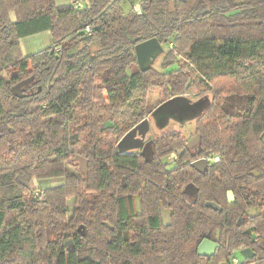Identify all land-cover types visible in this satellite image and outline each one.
<instances>
[{
  "label": "trees",
  "instance_id": "1",
  "mask_svg": "<svg viewBox=\"0 0 264 264\" xmlns=\"http://www.w3.org/2000/svg\"><path fill=\"white\" fill-rule=\"evenodd\" d=\"M123 1L0 0V264H264V0H133L140 11L127 12ZM43 31L51 44L24 55L20 39ZM152 37L174 45L165 69L176 52L186 62L142 71L135 45ZM153 88L158 104L210 96L198 143L171 129L148 156L119 153L157 106ZM53 177L65 181L31 187ZM205 238L219 243L211 257L197 252Z\"/></svg>",
  "mask_w": 264,
  "mask_h": 264
},
{
  "label": "water",
  "instance_id": "2",
  "mask_svg": "<svg viewBox=\"0 0 264 264\" xmlns=\"http://www.w3.org/2000/svg\"><path fill=\"white\" fill-rule=\"evenodd\" d=\"M163 44L157 37H152L143 40L135 45V53L138 65L142 71H146L151 68V64L163 52ZM26 83V82H25ZM20 83L13 87L15 94H20ZM211 106V98L209 95L193 98L188 94L176 95L166 99L157 105L151 113L142 119L140 122L130 128L123 137L117 143V150L119 153H127L137 149H141L144 145L147 133L150 130L151 120L160 122L162 125H167L172 119H178L182 123L187 121H197ZM199 140V135H196L192 143ZM150 142H147L144 146V150H147ZM83 171L87 169L88 160L85 157L78 156ZM192 165L200 170H203L207 165V159L200 158L192 162ZM18 179L25 185L28 181L24 176H19ZM185 191L191 198H194L197 194L198 188L194 183H188L185 186ZM228 202L235 201L234 192L230 189L227 191ZM205 205L214 209H221V206L214 201H206ZM83 225H81L82 227ZM80 227V228H81ZM79 228V229H80ZM255 227H250L246 230L247 233H251ZM67 245L72 244V240L66 241ZM219 248L217 241L205 238L198 246V254L201 256L211 257ZM240 254L244 258H251L254 256V252L251 248L245 247L240 250Z\"/></svg>",
  "mask_w": 264,
  "mask_h": 264
},
{
  "label": "rangeland",
  "instance_id": "3",
  "mask_svg": "<svg viewBox=\"0 0 264 264\" xmlns=\"http://www.w3.org/2000/svg\"><path fill=\"white\" fill-rule=\"evenodd\" d=\"M69 3H71V0ZM135 6H139V3L137 1H133V0H124L123 1V8L126 12L129 11L133 7L135 8ZM13 18H14V15H13ZM51 42H52V34L50 32H44L43 31V32L33 34V35H30V36L23 38L22 39V45H23L24 50L23 49L22 50L24 51V53L31 54V53L37 52L41 49L48 47L51 44ZM173 46L174 45H173L172 41H168V42L163 44V47H164L163 52H161L158 55V57L151 64V67L153 69L160 71V72H164V71H167L170 69L179 68L186 62L185 55L179 54L178 52H176V55H175V58L173 61V65L167 69L164 68L163 65L167 61L166 56L168 54V51L170 49H172ZM92 48H93V50H95L97 47L93 46ZM3 59L5 61H7L8 56L2 57L1 56V50H0V60L4 61ZM191 97L196 98L195 96H191ZM161 100H162V96H161L160 90L158 88L151 89L150 93H149V104H150V106L158 105V103ZM139 109H140V106L137 108V110H139ZM74 117H75V121H80L79 117L76 113H74ZM194 125H195V123L193 122V123L187 125L186 128H184V130H182L184 133H186L187 140L189 141V143L192 142L196 136V134H194V127H195ZM173 128H175L176 130L181 129V127L179 125H176V124L173 126ZM197 142L198 141L192 143L190 146H195V144H197ZM176 159H177L176 153H172V154L168 155L167 157L163 158L164 162L167 163L168 169H170L176 165ZM79 163H80V161H79ZM79 167L83 171L81 164H79ZM64 181H65L64 177L41 178V179L34 178L31 181V187L35 188L38 186L39 187L38 189H44V188L60 185V184L64 183ZM72 202H73L72 198H69L67 200V204L69 207L72 206ZM137 205H139L138 201H137ZM249 212L251 214H253L256 212V209L250 210ZM163 215H164V221L167 222L169 220V218H168L169 212L166 210V211H164ZM235 255L236 254H234V256ZM240 256L243 257L241 254H240Z\"/></svg>",
  "mask_w": 264,
  "mask_h": 264
},
{
  "label": "flooded vegetation",
  "instance_id": "4",
  "mask_svg": "<svg viewBox=\"0 0 264 264\" xmlns=\"http://www.w3.org/2000/svg\"><path fill=\"white\" fill-rule=\"evenodd\" d=\"M193 122L195 123L196 121L192 120V121H187L185 123H182L178 119H172L167 125H162L160 122H155V121L151 120L150 130L147 133L144 145H143V147L141 149H137V151L141 152V154H143V155L148 156L151 153L153 145H154V142L157 139L159 134L164 133L166 131H169L171 129H175V128H173V126L175 124L179 125L181 127V129H179V130L182 131V130H184V128H186L187 125H189V124H191ZM147 142H150L149 147H148L147 150H144V146H145V144Z\"/></svg>",
  "mask_w": 264,
  "mask_h": 264
},
{
  "label": "built area",
  "instance_id": "5",
  "mask_svg": "<svg viewBox=\"0 0 264 264\" xmlns=\"http://www.w3.org/2000/svg\"><path fill=\"white\" fill-rule=\"evenodd\" d=\"M71 4H72L75 8H84V7H86V5L89 4V3H88V0H72V1H71ZM135 9H136L137 11H140V6H135ZM90 30H91L90 26L87 25V26H86V31L89 32ZM55 49H56V50H59V47H55ZM37 194H38V193H37ZM241 249H243V248H241ZM241 249H239V253H240V250H241ZM239 261H240L239 257H237V256H234V257H233V262H234V264H237Z\"/></svg>",
  "mask_w": 264,
  "mask_h": 264
},
{
  "label": "crops",
  "instance_id": "6",
  "mask_svg": "<svg viewBox=\"0 0 264 264\" xmlns=\"http://www.w3.org/2000/svg\"><path fill=\"white\" fill-rule=\"evenodd\" d=\"M69 2H70V0H57V3H58V4H67V3H69ZM44 32H50V31H44ZM50 33H51V32H50ZM26 37H27V36H26ZM23 38H25V37H23ZM23 38L20 39V44H21V48L24 50L23 45H22V39H23ZM23 50H22V51H23ZM23 54H24V55H28L29 53H24V51H23Z\"/></svg>",
  "mask_w": 264,
  "mask_h": 264
}]
</instances>
